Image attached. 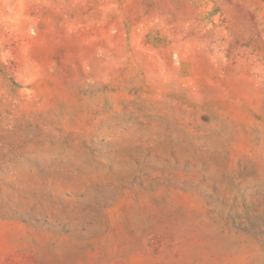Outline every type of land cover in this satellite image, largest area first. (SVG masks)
I'll list each match as a JSON object with an SVG mask.
<instances>
[{
	"label": "rangeland",
	"instance_id": "obj_1",
	"mask_svg": "<svg viewBox=\"0 0 264 264\" xmlns=\"http://www.w3.org/2000/svg\"><path fill=\"white\" fill-rule=\"evenodd\" d=\"M0 264H264V0H0Z\"/></svg>",
	"mask_w": 264,
	"mask_h": 264
}]
</instances>
